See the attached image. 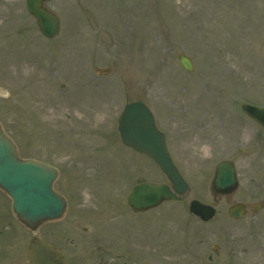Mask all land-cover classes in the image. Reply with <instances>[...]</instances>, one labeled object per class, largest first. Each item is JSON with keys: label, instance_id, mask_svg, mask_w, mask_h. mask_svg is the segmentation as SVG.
Masks as SVG:
<instances>
[{"label": "rangeland", "instance_id": "obj_1", "mask_svg": "<svg viewBox=\"0 0 264 264\" xmlns=\"http://www.w3.org/2000/svg\"><path fill=\"white\" fill-rule=\"evenodd\" d=\"M46 6L61 20L55 38L42 35L26 0H0V121L21 156L59 168L55 188L69 202L65 217L44 224L41 236L71 264H121L119 257L134 256L137 245L165 251L179 245L200 224L188 213L190 201H212L217 162L251 161L236 153L235 143L240 135L264 133L240 108L264 106V0H51ZM179 53L194 61L192 72ZM137 99L172 127L173 157L190 184L177 202L145 212L129 210L132 187L168 179L121 142L118 115ZM184 113L208 130L193 129L192 143L181 148L174 126ZM11 202L0 189V264H27L32 232ZM226 208L218 206L223 215ZM228 227L243 249L232 260L264 264L263 214ZM139 253L130 263L143 264Z\"/></svg>", "mask_w": 264, "mask_h": 264}, {"label": "water", "instance_id": "obj_2", "mask_svg": "<svg viewBox=\"0 0 264 264\" xmlns=\"http://www.w3.org/2000/svg\"><path fill=\"white\" fill-rule=\"evenodd\" d=\"M43 1L27 0L26 3L29 11L36 16L42 32L53 37L58 32L59 20L43 7ZM179 58L187 70H192V62L187 56L179 55ZM244 110L264 125V108L245 104ZM119 122L123 141L153 157L171 179L176 192L186 191L188 185L167 152L163 135L154 128L149 108L140 102L128 104ZM216 174V185L221 188L235 183L232 164L228 161L219 163ZM57 176L58 171L54 167L21 159L16 145L5 134L0 123V187L13 198V208L19 220L33 232L42 223L60 218L65 211L64 197L53 188ZM175 197L176 193L166 184L143 183L133 189L128 201L135 210H143ZM191 209L209 216L213 211V208L198 201H192ZM28 264L68 262L53 245L41 240L36 232L30 240Z\"/></svg>", "mask_w": 264, "mask_h": 264}, {"label": "flooded vegetation", "instance_id": "obj_3", "mask_svg": "<svg viewBox=\"0 0 264 264\" xmlns=\"http://www.w3.org/2000/svg\"><path fill=\"white\" fill-rule=\"evenodd\" d=\"M177 119V126L174 127L177 129L176 136L181 148H186L192 143L189 137L190 134H193V129H205L204 132L208 130L205 126L196 125L198 119L196 120L193 115L179 114ZM155 122L157 127L165 133L166 139L169 140L172 127H167L162 121L155 120ZM262 136L261 131L250 139L243 135L239 136V140L235 143L236 153L248 157L249 160L250 156L253 158L241 165L237 159L234 161L239 180L238 188L225 194L212 192V204L216 207L214 217L204 221L193 214L192 216L198 219L200 224L181 235L179 244L181 248L165 251L158 246L143 247L137 245L138 253L132 256L127 252L126 255L129 256L127 260L120 257L119 260L124 261L123 264H136V262L130 263V261L138 256L141 250L144 257L143 264H237L232 259L240 256L238 253L243 249H239L242 246L238 245V239L232 234L228 225H231L233 221H243L253 214H263L264 218V139ZM239 141L246 142V144H241ZM239 146H242L244 150ZM214 173L213 170L211 179H213ZM244 181L247 184L243 186ZM223 202L228 205L225 215L218 210V206ZM238 204H242L246 212L242 219H235L230 215V208Z\"/></svg>", "mask_w": 264, "mask_h": 264}]
</instances>
